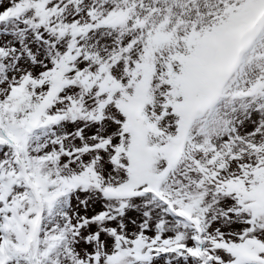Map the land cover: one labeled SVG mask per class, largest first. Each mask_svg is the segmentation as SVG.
I'll return each instance as SVG.
<instances>
[{
    "label": "snow or ice",
    "instance_id": "obj_1",
    "mask_svg": "<svg viewBox=\"0 0 264 264\" xmlns=\"http://www.w3.org/2000/svg\"><path fill=\"white\" fill-rule=\"evenodd\" d=\"M0 264H264V0H0Z\"/></svg>",
    "mask_w": 264,
    "mask_h": 264
}]
</instances>
